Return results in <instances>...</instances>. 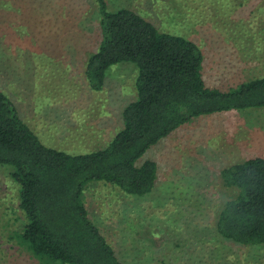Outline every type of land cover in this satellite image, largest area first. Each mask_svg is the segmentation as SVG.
<instances>
[{
	"label": "rangeland",
	"instance_id": "obj_1",
	"mask_svg": "<svg viewBox=\"0 0 264 264\" xmlns=\"http://www.w3.org/2000/svg\"><path fill=\"white\" fill-rule=\"evenodd\" d=\"M106 1L109 10L132 8L159 30L195 41L208 86L229 90L264 76V0ZM52 2L0 0V89L45 145L86 153L122 128L123 110L137 97V67L115 64L104 88L91 89L85 70L101 39L97 4ZM250 109L262 121L264 108ZM239 111L194 117L151 146L138 160L158 163L149 194L127 195L103 181L86 186L90 216L124 264H264V245L213 232L231 193L221 170L264 155L263 142L245 139ZM11 172L0 164V264H44L18 237L25 215Z\"/></svg>",
	"mask_w": 264,
	"mask_h": 264
},
{
	"label": "trees",
	"instance_id": "obj_2",
	"mask_svg": "<svg viewBox=\"0 0 264 264\" xmlns=\"http://www.w3.org/2000/svg\"><path fill=\"white\" fill-rule=\"evenodd\" d=\"M94 2L101 39L86 65L90 88L102 90L108 69L121 62L134 63L138 73L137 97L106 146L72 154L45 145L0 89V164L12 168L25 215L18 237L44 264H124L90 216L86 186L103 181L127 195L149 194L158 163L138 160L151 146L194 117L264 106V76L229 90L208 86L195 41L159 30L132 8L112 11L106 0ZM220 176L231 193L213 232L240 245H264V157L226 167Z\"/></svg>",
	"mask_w": 264,
	"mask_h": 264
},
{
	"label": "crops",
	"instance_id": "obj_3",
	"mask_svg": "<svg viewBox=\"0 0 264 264\" xmlns=\"http://www.w3.org/2000/svg\"><path fill=\"white\" fill-rule=\"evenodd\" d=\"M50 1V0H49ZM53 0H51V3H50V5H52L53 4V2H52ZM44 3V2H43ZM47 6H49V5H47ZM46 6V7H47ZM257 108H261V107H257ZM262 108H264V106L262 107ZM247 109H249V110H246V109H243V111H239V112H234V113H240V112H243L244 113V115H240V118L241 119H244V124L246 125V136H245V139H247L248 138V135L249 136H251V134H252V136H253V142L254 143H257L258 144V146H260V142H263L264 143V132H263V125L262 124H264V118H262V121H260V119H258V117L255 115V116H253V117H251L253 114H255V113H253L255 110H252V109H250V108H247ZM253 113V114H252ZM252 123H254L253 125H252ZM263 126V127H262ZM253 130H261L263 133L262 134H258V133H255ZM249 132H250V134H249ZM257 134L259 135V137H257ZM246 141H249V139L248 140H246ZM264 146V145H263ZM258 156H260V157H264V155H258ZM254 157H257V156H254ZM252 158V157H251ZM249 159V158H248ZM159 175V174H158Z\"/></svg>",
	"mask_w": 264,
	"mask_h": 264
}]
</instances>
